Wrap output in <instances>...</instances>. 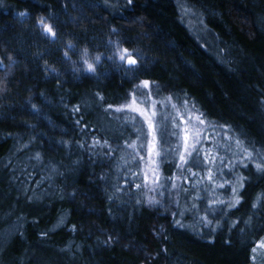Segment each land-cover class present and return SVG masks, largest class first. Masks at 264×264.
I'll use <instances>...</instances> for the list:
<instances>
[{"label":"trees","instance_id":"16d2710c","mask_svg":"<svg viewBox=\"0 0 264 264\" xmlns=\"http://www.w3.org/2000/svg\"><path fill=\"white\" fill-rule=\"evenodd\" d=\"M175 107L224 174L176 166ZM257 165L264 0H0V264H264Z\"/></svg>","mask_w":264,"mask_h":264},{"label":"rangeland","instance_id":"374dc122","mask_svg":"<svg viewBox=\"0 0 264 264\" xmlns=\"http://www.w3.org/2000/svg\"><path fill=\"white\" fill-rule=\"evenodd\" d=\"M149 110L153 112V108L150 107ZM176 117H178L177 123L174 121V124H177V130L179 135V142L176 147L178 151V155L184 152V136L187 134L189 135V146L194 147L196 151L192 152V155L197 153L201 156V160H207L209 163L208 170L212 169L213 174L217 177V174H224V166L222 161L227 157L226 153H223L222 147L224 146V141L222 142L221 146L215 142H209L210 139L214 136H220V130L217 131L213 130L212 127L206 125L204 122L203 124L200 123L201 118L199 119L196 113L192 112L191 110L185 108L184 111L181 109L174 108ZM183 121V123H181ZM187 130V132L185 131ZM180 144V146H179ZM179 146V147H178ZM228 150H232V147H228ZM168 151V149H167ZM229 154V153H228ZM191 155V156H192ZM191 156L186 155V159H189ZM230 156V155H229ZM215 163V164H214ZM214 165V166H213ZM195 166V165H194ZM198 167V166H197ZM197 173L200 174V170H196ZM196 178L199 179L198 176ZM212 182H216L214 179ZM218 183V182H217Z\"/></svg>","mask_w":264,"mask_h":264},{"label":"snow or ice","instance_id":"6c2138e0","mask_svg":"<svg viewBox=\"0 0 264 264\" xmlns=\"http://www.w3.org/2000/svg\"><path fill=\"white\" fill-rule=\"evenodd\" d=\"M131 2H132V0H128V3H129V4H131ZM18 15H20V16H25V15H27V13H26V12H19ZM39 24H40V26H41L42 28L45 29V32H46V33H51V34H52V37L55 38V33L53 32V30H52V28H51L50 26L46 25L45 22H44L43 20L39 21ZM68 47L71 48L72 45L69 44ZM64 55H65V57L67 58V55H68L67 52H65ZM115 55H116V54L114 53L112 59L115 58ZM95 59H96V62H99L101 58H100L99 56H97ZM119 60H120L121 62H124V61L127 62L128 66H129L127 70H129V71L134 70L133 66H135V65L137 64V60H136L135 58H133L132 53L129 52L127 49H124V50L119 54ZM84 63L87 65V69H86V71H88L89 73H93V74H94L95 69H94L93 64H92V63H89L86 59L84 60ZM76 71H79V70L77 69ZM142 83H143V85H144L145 87H147L148 84H149L148 81H143ZM133 103H134V105H135V101H134ZM141 103H145V102H144V101H141ZM33 107H35V106H33ZM77 110H78V109H77ZM119 110H120V109H117V111H119ZM133 111H137V112H139V115L145 117V121L148 123V127H149L150 130H152V129L154 128V125H153L152 122H151V117L148 115V113H147L146 110H144V109H140V108L134 106V107H133ZM78 123H79V121H78ZM181 123H183V121H181ZM200 123L203 124L204 121L201 119V120H200ZM185 131L187 132V130H185ZM154 139H155V137H154ZM183 139H184V152H183L182 154L179 155V162H180V163H178V164L176 165L178 168L181 167L182 164L187 163V160H186V158H185L186 155H187V156H191V155H192V152H193V151H196V149H195L194 147H191V148H190V146H189V135L186 134V135L184 136ZM129 146H130V147H134V145H129ZM139 147H140L141 150H143L145 147H147V154H148V157H149V158H151V157L153 156V153L156 151V145H155L154 143H152V142H149L146 146H145L144 144H141ZM140 158H141L142 160L144 159L143 156H141ZM256 167L258 168V170H260V171H264V168H262L260 165H257ZM147 179H148V177L145 176V181H147ZM209 179H211V175L209 176ZM242 179H243V178H239V179L237 180V183H240V181H241ZM158 181H159V177H157V176L154 175V176H153V183H154V184H155V183H158ZM220 186L222 187L223 185H220ZM136 187H137V188H140L141 186H140V185H136ZM241 187H242V184H241ZM233 194H234V195L236 194V189H235V188H233ZM238 202H239V201H237V203H238ZM148 203H149V204H154V203H157V201L149 200ZM254 207H255V205H254Z\"/></svg>","mask_w":264,"mask_h":264}]
</instances>
